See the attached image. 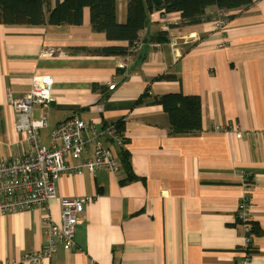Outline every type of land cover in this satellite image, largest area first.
<instances>
[{
	"label": "crops",
	"instance_id": "obj_1",
	"mask_svg": "<svg viewBox=\"0 0 264 264\" xmlns=\"http://www.w3.org/2000/svg\"><path fill=\"white\" fill-rule=\"evenodd\" d=\"M62 1L48 0L47 15ZM222 12L213 6L196 25H182L180 13L153 12L137 48L116 57L82 51L128 45L94 32L89 8L79 26L0 22V160L29 153L9 96L29 92L35 75L54 81L52 101L32 112L47 120L41 145L49 147L56 127L77 116L97 132L119 124L125 146H110L117 157L123 151L130 157L132 176L122 167L61 175L58 197L91 201L75 247L60 248L41 264H244L237 220L243 197L253 227L248 264H264V0L224 12L220 31ZM127 15L128 0H117L118 22L126 23ZM179 93L200 99L198 135L171 133L163 105L151 103ZM91 156L86 150L69 164ZM47 216L60 223L59 199L0 216V264L45 247Z\"/></svg>",
	"mask_w": 264,
	"mask_h": 264
},
{
	"label": "built area",
	"instance_id": "obj_2",
	"mask_svg": "<svg viewBox=\"0 0 264 264\" xmlns=\"http://www.w3.org/2000/svg\"><path fill=\"white\" fill-rule=\"evenodd\" d=\"M226 24V15L222 12L216 26L222 31ZM137 45L139 41L135 43L134 50ZM53 89L52 77L35 75L31 80L29 92L17 99L12 97V94L9 96V102L18 117L17 131L27 139L30 150L26 155L0 160V216L48 207L52 200L59 199L61 220L56 223L47 216L44 228L47 242L41 251L26 253L20 260L4 264H41L54 258L60 248L71 251L75 247L76 228L91 198L58 197L56 187L61 175L67 172L93 173L100 170L117 173L122 167L120 159L110 146L120 149L125 146V139L117 124H109L97 132L93 124L73 116L61 122L51 133L49 147L41 145L40 133L47 127V120L33 118L32 112L36 106H44L52 101ZM233 129L238 130L237 127ZM215 130L224 131L222 127H216ZM89 131L95 133L87 138L84 134ZM237 136L242 138V132L238 131ZM86 150L92 152L90 159L78 166L69 164V158L79 159ZM239 177L244 185H249L248 173L243 172ZM237 209V220L244 232V264H248L253 253V227L249 219V201L246 197H243Z\"/></svg>",
	"mask_w": 264,
	"mask_h": 264
},
{
	"label": "trees",
	"instance_id": "obj_3",
	"mask_svg": "<svg viewBox=\"0 0 264 264\" xmlns=\"http://www.w3.org/2000/svg\"><path fill=\"white\" fill-rule=\"evenodd\" d=\"M254 0H128L127 21L120 24L117 19V0H63L52 10H45L48 0H0V22L3 24H30L51 26H79L83 23V11L89 8L92 30L104 33L109 41L126 42V46L99 47L82 51L95 56H129L140 33L148 23L149 14L180 13L182 25H196L205 21L207 11L217 7L228 12L252 5ZM167 41V38L160 40ZM97 88H105L96 86ZM153 104L163 105L171 133L176 135H198L202 130V112L199 97L168 94L154 97ZM119 129L123 132L119 124ZM120 156L122 169L131 174L130 157L126 151Z\"/></svg>",
	"mask_w": 264,
	"mask_h": 264
}]
</instances>
